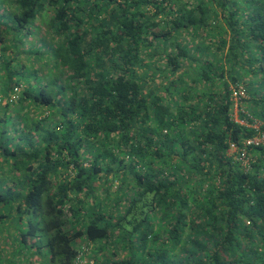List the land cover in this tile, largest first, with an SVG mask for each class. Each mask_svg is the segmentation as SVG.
<instances>
[{
	"label": "trees",
	"instance_id": "trees-1",
	"mask_svg": "<svg viewBox=\"0 0 264 264\" xmlns=\"http://www.w3.org/2000/svg\"><path fill=\"white\" fill-rule=\"evenodd\" d=\"M0 231V264H264V0H0Z\"/></svg>",
	"mask_w": 264,
	"mask_h": 264
},
{
	"label": "rangeland",
	"instance_id": "rangeland-1",
	"mask_svg": "<svg viewBox=\"0 0 264 264\" xmlns=\"http://www.w3.org/2000/svg\"><path fill=\"white\" fill-rule=\"evenodd\" d=\"M43 28H44V26L42 27V30H43ZM34 38V37H33ZM28 40L29 41H32V38L31 37H29L28 38ZM35 67V66H34ZM37 68V67H36ZM236 112H237V110L236 109H234V118L235 119H237V115H236ZM254 127H257L258 126V124H256V125H253ZM234 152V149H232L231 150V153H233ZM116 185V184H115ZM113 188H115L114 186H113ZM5 237V235L3 234V232H1L0 231V250H3V249H1V248H3L4 247V238ZM8 249V248H7ZM113 252H116V255L111 259V262H113V261H120L121 260V258L122 257H124L123 255V253H121V251L117 248L116 250H114ZM44 253H46L45 251H44ZM111 253V251L109 252V254ZM102 254H105L106 256H107V251L106 252H104V253H102ZM8 257V255L6 256V258ZM107 258L108 259H110V256H107ZM31 263L32 264H38V261L36 260V257L35 258H31ZM90 262V261H89ZM20 264H25V262H21Z\"/></svg>",
	"mask_w": 264,
	"mask_h": 264
},
{
	"label": "built area",
	"instance_id": "built-area-1",
	"mask_svg": "<svg viewBox=\"0 0 264 264\" xmlns=\"http://www.w3.org/2000/svg\"><path fill=\"white\" fill-rule=\"evenodd\" d=\"M258 142V140L256 139L255 141H254V143H257ZM81 250H82V252H81V254L80 255H86L87 253H88V247L86 246V245H82L81 246ZM89 261V260H88ZM87 263V260L84 258L83 260H81V258L80 259H77L76 260V263L75 264H86ZM89 264H91L92 262L90 261V262H88Z\"/></svg>",
	"mask_w": 264,
	"mask_h": 264
}]
</instances>
